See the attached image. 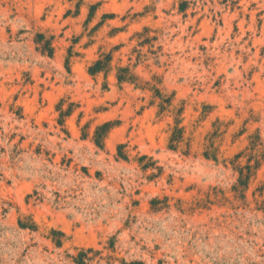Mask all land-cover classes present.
Instances as JSON below:
<instances>
[{
  "label": "rangeland",
  "instance_id": "1",
  "mask_svg": "<svg viewBox=\"0 0 264 264\" xmlns=\"http://www.w3.org/2000/svg\"><path fill=\"white\" fill-rule=\"evenodd\" d=\"M0 264H264V0H0Z\"/></svg>",
  "mask_w": 264,
  "mask_h": 264
},
{
  "label": "trees",
  "instance_id": "2",
  "mask_svg": "<svg viewBox=\"0 0 264 264\" xmlns=\"http://www.w3.org/2000/svg\"><path fill=\"white\" fill-rule=\"evenodd\" d=\"M101 65H102V62H100V61L97 62L95 64V66L93 68H91V73L92 74H96V73L100 72L101 70H103V68H102ZM108 127H109V124H106L100 130H104L105 131ZM97 143H98V145H100V142L99 141H97Z\"/></svg>",
  "mask_w": 264,
  "mask_h": 264
}]
</instances>
